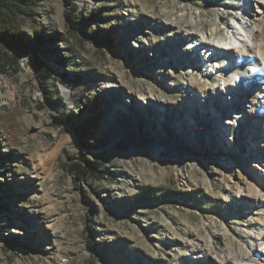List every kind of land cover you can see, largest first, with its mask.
<instances>
[{"label":"rangeland","instance_id":"1","mask_svg":"<svg viewBox=\"0 0 264 264\" xmlns=\"http://www.w3.org/2000/svg\"><path fill=\"white\" fill-rule=\"evenodd\" d=\"M245 1H36L19 20L23 37L38 28L57 42L0 71V264H199L196 256L208 263L199 244L245 250L249 235L264 234V180L251 175L255 149L264 150L255 144L264 138V110L247 92L246 104L231 105L246 139L239 126L219 131L227 117L219 107L228 106L202 89L219 91L227 72L210 77L208 67L197 68L206 55L183 39L192 23L193 39L208 35L204 47L225 37ZM66 14L82 18L79 32L68 30ZM260 29L264 59V15ZM250 50L241 66L231 63L239 75ZM220 55L213 64L221 68L233 59ZM38 57L53 72L47 81L30 66ZM60 114L98 147L82 146ZM154 145L164 151L154 154ZM74 163L106 175L77 181ZM144 194L151 202L136 203Z\"/></svg>","mask_w":264,"mask_h":264},{"label":"bare ground","instance_id":"2","mask_svg":"<svg viewBox=\"0 0 264 264\" xmlns=\"http://www.w3.org/2000/svg\"><path fill=\"white\" fill-rule=\"evenodd\" d=\"M244 8L242 9L241 14H237V16L233 17L232 20L230 22H228L226 24L227 26V34L225 37L220 38L219 40L217 39V41L213 44L208 43L206 45V48H208L207 50V54L204 57V59H208V54L212 55V59H209L211 67H210V74L209 76L213 77L216 74H219L222 70L220 65H214L213 63V57L219 55L222 52H229L231 54H233V59L230 63H234V64H238L239 60H243L245 58V52H247L248 49H251L250 52L252 54V61L254 62L253 66L251 67V71H252V75L255 74L257 76H259L260 72L259 70H257L260 66V64H262V60L263 57L260 53V49H259V44L261 43L262 40V30L260 29L261 25H262V18L264 15V0H247L244 2ZM196 23H192L189 24V31L190 32H186L185 36H184V40L186 42L190 43L189 46V50L190 52H196L197 50L193 49V47L198 48L201 47L204 48L203 45H205V41H207L208 39V35H207V39H205L204 35H201L202 37H196L195 39L192 38V36H196V35H191L193 33V29L195 28ZM195 40V41H194ZM193 41V42H192ZM254 46V48H253ZM188 52V51H187ZM213 62V63H212ZM202 63V60L201 62ZM207 63L206 65H201L199 69H203L205 66L209 67V65ZM199 65V64H198ZM227 65H229V63L224 64L223 67L225 68ZM196 67V65H195ZM200 70V71H201ZM264 70V69H263ZM224 71V70H223ZM184 73V72H183ZM186 76H188V74H185ZM224 78V77H223ZM228 79V77L226 78ZM227 81V80H226ZM192 83V81H191ZM222 81H221V89L218 91H214V88L212 87H208V86H204L203 87V91L206 93V91L209 92V95H213L216 94L217 98H215V103H217L219 106H222L224 104H226V100L229 98V96H227L226 94H224L223 92V88L224 90H226L224 84L222 86ZM227 87H229L228 89H231V84L227 83ZM241 84V82H240ZM201 89H199V93L195 94V97H197L198 95H200V93L202 92ZM229 94V92L227 93ZM206 95H204L205 98ZM259 96V95H258ZM262 97V96H261ZM142 100L144 101V99L142 98ZM210 100H208L206 98V100L204 101L203 104H209ZM151 104H154L152 102H150ZM151 104H149V107H151V109L154 110V112H156L157 110L160 109L159 106H155L153 107ZM194 108L196 109V106H194ZM235 114V113H234ZM251 114H255V112L253 111H249V115ZM253 117V116H252ZM255 117V116H254ZM199 119V120H198ZM192 120L194 121H199L196 125H197V129H201L199 128V125H202V130H204V128L206 127V122L204 121V119H202V117H196L195 115L192 117ZM230 120L231 121H236L239 125V132L243 133V138L246 139V135H245V131L242 130V120L240 121V119L238 118V116H230V117H226L225 119H223V124L217 123L215 124L217 127H219V131L224 130L223 127H225L226 124H230ZM255 120V118H254ZM205 125V126H204ZM224 139V137H223ZM220 141V140H219ZM257 145V147H264V138H261L258 140L257 143H255ZM239 147V145H238ZM236 148L234 155H237V151L239 150V148ZM256 148V147H255ZM152 150L154 152V154H159L161 152L164 151V148L162 146L159 145H154L152 146ZM258 153L255 154V156L253 155V159L256 160L255 164H254V168H255V172L251 171V175L259 178L260 181L264 180V177L262 175V171L264 169V150H261L260 148L255 149ZM224 154V150H222V148H218V150L216 151V154ZM229 157V156H228ZM229 163H232V159L228 158ZM257 172V173H256ZM264 185V182H263ZM242 194V191L239 189L236 193H235V197H240ZM247 198H252L249 195L246 196ZM262 198H264V196H262ZM221 239L223 240L224 235L220 236ZM259 248H264V234L259 236V235H249L248 236V243H247V248L245 250L239 249L238 251H234V250H224L223 252L219 253L216 251V247H207L205 245V243L203 242V244H199V251H201L205 257H208V263H203L200 262L201 260L199 259L200 256H196L194 258H196V262L199 264H263L262 263V257L264 258V250H261ZM216 255V260H214V258H212V255ZM193 258V257H191Z\"/></svg>","mask_w":264,"mask_h":264},{"label":"trees","instance_id":"3","mask_svg":"<svg viewBox=\"0 0 264 264\" xmlns=\"http://www.w3.org/2000/svg\"><path fill=\"white\" fill-rule=\"evenodd\" d=\"M38 0H0V46L5 50L0 53V71L5 72L6 68H16L18 66L19 58L21 55H28L30 50L38 54H44L47 52L43 48L46 43L50 42L56 44L54 37H46L38 30L33 28V38L23 37L20 31L19 20L24 17H28L34 12L35 3ZM65 20L67 28L70 31H80L79 25L83 22L79 16L66 14ZM28 44H31L28 46ZM106 45V44H103ZM42 47V50L40 48ZM17 49L15 53H11V49ZM30 66L35 75L43 81L53 77L52 70L42 62L38 57L30 63ZM48 101L52 100L51 94L46 96ZM60 123H68L72 127V131L78 136L79 143L85 148L91 150L98 146L87 144V139H93V135L87 132L85 127L75 128V124H72L66 115H59L56 118ZM80 161H84L83 158ZM69 172L74 175L77 181H84L87 178L94 179L96 181L103 179L106 175L105 171L98 170L95 164L87 163L86 166H82L80 163H74L69 166ZM136 203L143 204L145 202H151L150 194L138 195L135 197Z\"/></svg>","mask_w":264,"mask_h":264}]
</instances>
